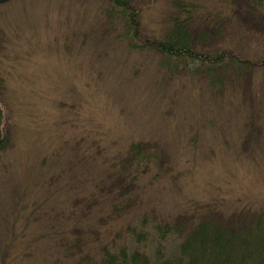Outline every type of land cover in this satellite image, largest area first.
Returning <instances> with one entry per match:
<instances>
[{
    "label": "rangeland",
    "instance_id": "rangeland-1",
    "mask_svg": "<svg viewBox=\"0 0 264 264\" xmlns=\"http://www.w3.org/2000/svg\"><path fill=\"white\" fill-rule=\"evenodd\" d=\"M174 1L128 0L137 8V30L121 8L110 12L109 0L0 3V264H61L53 223L35 211L49 206L45 198L53 194L51 206H60L57 198L71 191L64 186L76 155L65 161L80 143L122 155L141 143L144 155L152 154L149 167L132 172L134 185L126 180L120 187L139 192L156 217L176 220L177 210L191 213L192 202L214 201L229 212L264 206V107H256L263 70L231 78L216 70L220 91L207 75L163 66L161 54L129 39L134 31L139 41L163 34L170 16L184 14ZM185 1L195 13L212 15L193 19L197 47L264 62V5ZM57 187L64 190L53 193ZM144 210L140 203L132 212Z\"/></svg>",
    "mask_w": 264,
    "mask_h": 264
},
{
    "label": "trees",
    "instance_id": "trees-1",
    "mask_svg": "<svg viewBox=\"0 0 264 264\" xmlns=\"http://www.w3.org/2000/svg\"><path fill=\"white\" fill-rule=\"evenodd\" d=\"M109 1L110 12L121 8L127 26L137 30V8L130 6L128 0ZM251 2L256 10L264 5L262 0ZM187 4L188 1L175 0L173 5L183 16H170V26L163 29V34H148L154 40H135L134 31L129 37L135 41L132 45L161 54L163 66L170 63L169 66L193 76L207 75L214 89L222 90L223 84L216 70L231 78L255 66L263 70L264 86V62L254 64L241 54L219 49L210 51L194 44L191 28L194 17L198 15L197 19L206 20L204 17L212 15L209 10L205 14L195 13L198 8H187ZM256 107H264V95ZM4 142L3 137L0 149ZM73 154L76 155L74 171L64 186L71 191L57 198L60 206H51L53 194L45 198L49 206L35 211H43L53 223L55 259H60L61 264H264V206L237 207L229 212L214 201L192 202L187 208L191 213L177 210L176 220L156 217L139 192L130 186L120 187L126 180L134 185L138 174L132 172L144 173L149 167L147 163L152 154L144 155L141 143H133L129 154L124 155L120 149L102 153L97 143H80L68 155L66 163ZM130 158L136 163L134 170L130 168ZM64 167L58 165L56 170ZM109 186L120 192L109 193ZM58 187L53 193L64 190ZM140 203L145 210L139 215L133 214Z\"/></svg>",
    "mask_w": 264,
    "mask_h": 264
},
{
    "label": "water",
    "instance_id": "water-1",
    "mask_svg": "<svg viewBox=\"0 0 264 264\" xmlns=\"http://www.w3.org/2000/svg\"><path fill=\"white\" fill-rule=\"evenodd\" d=\"M2 118H3V113H2V109L0 108V140L2 137V133H1V122H2Z\"/></svg>",
    "mask_w": 264,
    "mask_h": 264
}]
</instances>
